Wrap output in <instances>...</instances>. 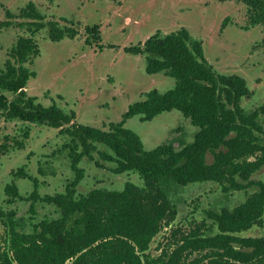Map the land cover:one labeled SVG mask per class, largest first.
<instances>
[{"label": "trees", "instance_id": "trees-1", "mask_svg": "<svg viewBox=\"0 0 264 264\" xmlns=\"http://www.w3.org/2000/svg\"><path fill=\"white\" fill-rule=\"evenodd\" d=\"M238 1L246 5L249 24L264 29V0ZM20 17L24 18L21 27L39 30L43 26V16L32 2ZM49 28L51 38L65 35L55 24ZM146 47L147 71L165 72L176 84L165 92L152 90L144 102L131 106L127 116L151 119L170 110L181 112L198 128L194 140L182 149L164 143L146 150L140 137L123 123L107 130L75 124L74 114L36 104L24 90L31 76L26 63L37 55V47L22 37L11 49L0 70V108L12 120L65 128L69 140L64 146L73 152L76 176L63 192L42 199L60 217L38 221L32 231L19 229L13 212L0 210V228L8 237L7 248L0 247V264H181L188 257L185 252L200 254L190 264H264V236L242 235L264 222V181L240 205L207 212L214 233L195 231L169 256L166 250L157 257L148 253L153 238L177 215L175 191L211 182L227 192L239 187L237 178L249 181L264 166V141L258 135L264 133V104L246 111L241 106L249 95L245 80L216 72L203 58L200 42L185 30L155 36ZM7 93H13V98ZM17 144L23 147L22 142ZM98 145L111 152L99 154L114 161V173L133 172L142 182H126L121 190L94 188L79 193L78 163L84 156L91 157ZM7 146L8 142L0 143V150ZM207 153L213 155V162H207ZM18 174L25 175L22 169ZM5 192L10 202L20 198L14 183L6 185ZM31 196L40 199L35 190Z\"/></svg>", "mask_w": 264, "mask_h": 264}, {"label": "rangeland", "instance_id": "rangeland-1", "mask_svg": "<svg viewBox=\"0 0 264 264\" xmlns=\"http://www.w3.org/2000/svg\"><path fill=\"white\" fill-rule=\"evenodd\" d=\"M28 1L0 0V21L5 19L6 10L13 9L17 14ZM33 1L43 15L81 23L82 33L85 26L100 25L102 51L86 45L83 35L54 42L46 37L44 29L34 36L39 55L32 60L35 77L29 80L27 92L42 102L44 93L48 91L57 106L76 112L75 124L101 128L103 122H118L129 105L142 100L141 93L152 89L165 92L173 88L176 84L174 78L162 73L148 74L145 58L125 53L123 48L144 41L158 30L169 32L180 27L203 42L205 56L215 70L237 74L246 80L252 93L241 102L246 111L264 104L263 32L260 26L248 30L241 28L245 24L246 13L242 3L217 0ZM227 17L230 22L223 28L222 23ZM21 34L20 30L12 27L0 29V68ZM110 45L114 48H109ZM9 97H12L11 93ZM125 127L140 137L146 150L163 143L182 149L194 140L198 131L177 110L163 112L147 121L134 116ZM25 132H28V137H25ZM258 135L264 141V133ZM4 136L15 143L9 142V147L0 150V210L13 212L19 229L29 232L38 221L60 217L59 211L42 199L63 192L65 186L75 179L73 152L64 146L69 140L65 128L8 122L0 117V141L3 144L8 142ZM19 142L23 147L18 146ZM206 160L213 162V155L207 153ZM114 167V161L103 160L97 153L80 159L78 168L82 170V179L77 191L85 194L94 188L121 190L126 182H142L136 173L112 172ZM19 169L25 175L18 174ZM260 181H264V166L253 173L249 181L237 178L239 187L227 192L211 182L175 191L173 199L177 215L153 238L148 253L157 257L166 250L169 256L182 246L185 237L195 231L214 233L216 229L207 212L240 205L258 189ZM12 183L17 186L20 198L10 202L5 188ZM34 190L40 199H32ZM242 235L264 236V222L252 226ZM7 238L6 230L1 227L2 250L7 248ZM188 253L185 252L188 257L181 264H190L200 255Z\"/></svg>", "mask_w": 264, "mask_h": 264}, {"label": "flooded vegetation", "instance_id": "flooded-vegetation-1", "mask_svg": "<svg viewBox=\"0 0 264 264\" xmlns=\"http://www.w3.org/2000/svg\"><path fill=\"white\" fill-rule=\"evenodd\" d=\"M217 1H219V2H224V1H236V2L242 3L241 1H238V0H224V1L217 0ZM30 2L34 3L35 6H36L37 9H38V6L36 5V3H35L33 0H29V1H28L23 7H20V10H19V12H18L17 14H14V13H13V9H12V10H6V12H5V19H4L3 21H0V29L6 28V27H12V28H16L17 30H20V31L22 32V34H21L20 36L17 37V39L15 40L14 44L12 45V47L10 48V50L8 51V58L5 60L4 65H3L2 68H0V70L4 68L6 61H7L8 59H10V52H11V49L17 44L18 40H19L20 38H22V37L27 38V39H30V40L33 42V44L36 45L37 50H38V53H37V55L31 57V58L28 60V62L26 63V66L28 67L29 71L31 72V76H30V78L28 79V81H27V83H26V86H25V90H24V92L26 93L27 97H30V98L34 99V102H35L36 104H39V105H42V106H45V107L57 106V105L55 104V99L52 98V97H50L48 91H47L46 93H44V95H43V101H42V102L39 101L37 97L29 95L28 92H27V85H28L29 80H30L31 78H34V77H35V72L32 70V63H33L32 60H33L35 57H37V56L39 55V47H38V45H37V42H36L35 39H34V36H35L37 33H39L41 30H44V29H46V37H47L48 39H50L51 41H54V42H59V41H61V40H63V39H76V38L82 37V35H83V37H84V42L86 43V45H89L90 47L95 46V47H97L98 50L102 51V50L104 49V45L101 44V42H102V36H101L100 25L85 26V27L83 28V33H82V32H81V29H82V27H81L82 24H81V23H76V22H74V21H72V20H68V19H64V18H60V19H58V20H55L54 18H50V17H48V15H43V14L40 12V10L38 9L39 12H40V13L42 14V16H43V20L40 21V23L43 24L42 28H40L39 30H36V29H35V30H34V29L32 30V29H29L27 26L21 27V26H19V23H22V22L24 21V18H21V17H20V14H21L22 10H23V9L27 6V4L30 3ZM242 4H244V3H242ZM244 6H245V8H246V5H245V4H244ZM126 20H127V21H130L129 18H127ZM9 21H13L14 24L9 25V26H2V25H1V22H9ZM34 22H35V21H34ZM229 22H230V20H229V18L227 17V18L223 21V23H222L223 28H224L225 26H227V24H228ZM50 23L55 24V25H56V26H57L62 32H65V35L62 36L61 38H58V39L51 38L50 35H49V29H50V28H49V24H50ZM124 23H126V22H124ZM256 26H260V25H250V24H249V22H248V17H247V8H246V13H245V24H244L243 26H241V28H242V29H245V30H248V29H250V28H252V27H256ZM260 27L262 28V32H263V39H262L261 42L264 44V29H263L262 26H260ZM181 30H185V31L189 34V36H190L192 39H194V40H198V39L193 38V37L190 35L189 31H188L186 28H184V27H180V28H178V29H175V30H173V31H169V32H163V31L158 30V31H156L155 33H153L152 35L148 36L144 41H141V42H138V43H136V44H132V45H130V46L124 47V48H123V51H124L125 53L131 54V55H135V56H143V57L145 58V61H146V72H147L148 74H150V75H154V74L162 73V74H164V75H166V76L172 77L171 75H169V74H167V73H165V72H162V71H158V72H148V71H147V58H148V56H149V53L146 51V49H147L146 46H147V43H148L151 39L155 38V36L161 37V36L168 35V34H171V33L179 32V31H181ZM69 31L74 33L73 36H68V32H69ZM198 41L200 42V45H201V48H202L203 58H204V59H205L210 65H211V67L215 70L214 66L208 61V59H207L206 56H205V50H204L203 42H202L201 40H198ZM109 48H114V46H111V45H110ZM215 71L218 72L217 70H215ZM218 73H220V72H218ZM220 74H224V75H237V74H228V73H220ZM172 78H174V77H172ZM174 79H175V78H174ZM243 79H244V78H243ZM244 80H245V79H244ZM245 82H246V80H245ZM246 86H247V83H246ZM248 89H249V88H248ZM152 90H154V89H152ZM152 90H150V91H148V92H145V93H141V94H140V97H142V100H140V101H138V102H135V103L129 105L127 111L122 115V118H121L120 121H118V122H109V123H107V122H103L102 125H101V128H100V129L107 130V129L110 128V125H112V124H116V125H117V124L123 123V124L125 125L126 122H127L130 118H132V117H134V116H140V117H141V120H143V121L150 120V119L144 118L141 114H133V115L127 116V113L129 112L131 106H133V105H135L136 103H139V102H144V101L147 99L149 92H151ZM156 90H157V89H156ZM157 91H158V90H157ZM159 92H160V91H159ZM9 94H10V93H7V97H8V98H13V93H11V94H12V97H9ZM251 95H252V93H251V91L249 90V95H248L247 97H244L243 99L248 98V97H250ZM57 107H59V106H57ZM258 107H259V106H258ZM59 108H60V107H59ZM256 108H257V107H256ZM256 108H255V109H256ZM61 109H62V108H61ZM62 110H63V109H62ZM63 111H65V110H63ZM170 111H171V110H170ZM65 112H68V113L74 114V118L76 119V112H75V111L70 110V111H65ZM166 112H167V111H166ZM183 116H184V115H183ZM0 117H2L5 121H8V122L17 121V122H20V123H23V124L45 125V124H36V123L24 122V121L17 120V119H14V120L9 119V118L6 116V113L4 112V110H2L1 108H0ZM154 117H155V116H154ZM154 117H152V118H154ZM184 117H185V116H184ZM152 118H151V119H152ZM190 122H191V121H190ZM77 124H79V123L77 122ZM80 125H82V124H80ZM45 126H47V125H45ZM85 126H86V125H85ZM48 127H49V126H48ZM90 127H91V126H90ZM195 127H196V126H195ZM50 128H51V127H50ZM54 129H55V128H54ZM24 134H25V137H28V132H25ZM3 138H4V139H6V138L8 139L9 137H5V136H4ZM7 141H8V144H9V142H13V143H15L13 140L11 141L10 139H8ZM0 143L3 144V141H2V142L0 141ZM163 144H164V143H163ZM166 144H167V143H166ZM160 145H161V144H160ZM8 147H9V145H8ZM156 147H157V146H156ZM1 149H2V148H1ZM101 149H104L103 151L106 152V155L110 156L111 152H110L109 150H107L106 148L101 147V146H99V145H98V150H97V151H94L92 154L97 153V154L100 156L99 153H100V152H103ZM84 157H88V156H84ZM100 158H101V156H100ZM101 159H102V158H101ZM104 159H106V160L109 161V162L112 161V160H110L109 158H104ZM104 159H103V160H104ZM115 165H116V164H115ZM113 170H114V168L112 169V172H113ZM125 173H126V172H125ZM125 173H122V174H125ZM65 187H66V186H65Z\"/></svg>", "mask_w": 264, "mask_h": 264}]
</instances>
